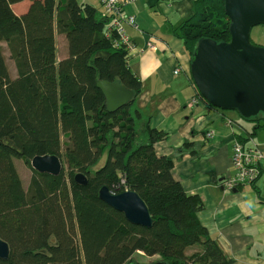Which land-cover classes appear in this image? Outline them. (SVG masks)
I'll list each match as a JSON object with an SVG mask.
<instances>
[{
    "label": "trees",
    "instance_id": "trees-1",
    "mask_svg": "<svg viewBox=\"0 0 264 264\" xmlns=\"http://www.w3.org/2000/svg\"><path fill=\"white\" fill-rule=\"evenodd\" d=\"M21 1L0 0V237L11 250L0 264H229L197 217L202 200L174 178L173 158L156 153L168 134L136 103L142 79L126 47L114 45L118 35L105 33L111 18L79 0H32L18 15L13 5ZM195 6L177 29L191 60L203 38L231 41L225 0ZM55 20L69 47L59 63ZM99 79L120 80L136 95L110 112ZM243 119L253 123L250 134L264 129L263 112ZM39 155H58L62 172L35 170L31 160ZM16 158L32 169L27 190ZM78 172L88 176L86 185L75 181ZM102 186L137 191L153 224L128 221L99 198ZM196 245L201 249L188 253Z\"/></svg>",
    "mask_w": 264,
    "mask_h": 264
},
{
    "label": "crops",
    "instance_id": "crops-1",
    "mask_svg": "<svg viewBox=\"0 0 264 264\" xmlns=\"http://www.w3.org/2000/svg\"><path fill=\"white\" fill-rule=\"evenodd\" d=\"M31 1L14 4L15 13H25ZM197 1L134 0L124 6L125 12L134 15L139 24V28L125 26L135 44L129 52V66L142 79L136 103L150 117L152 127L167 132L168 138L155 144L156 153L173 158L174 178L186 193L202 200L204 208L197 217L231 260L229 264H264V174L255 185L244 184L234 189L224 186L235 173L231 158L233 141L240 137L249 144L252 138L264 151V129L250 134L253 123L236 111H223L200 98L194 103L197 90L191 76V54L177 29L195 13ZM79 2L93 4L105 16L102 0ZM56 21L54 36L59 63L69 56V47L67 35L59 32ZM259 26L255 37L252 29L251 39L264 46V25ZM2 46L10 75L17 78L16 60L7 42H2ZM177 68L180 72L175 73ZM228 119L234 126L227 123ZM200 249L196 245L188 248V253Z\"/></svg>",
    "mask_w": 264,
    "mask_h": 264
},
{
    "label": "water",
    "instance_id": "water-1",
    "mask_svg": "<svg viewBox=\"0 0 264 264\" xmlns=\"http://www.w3.org/2000/svg\"><path fill=\"white\" fill-rule=\"evenodd\" d=\"M225 5L231 20V41L201 39L191 60V76L201 97L213 107L236 111L243 118L258 116L264 113V46L253 43L251 31L264 25V0H225ZM98 87L110 112L126 106L136 95L120 80L99 79ZM31 166L39 172L59 175L64 165L58 155H39L31 160ZM75 181L86 185L88 176L78 172ZM99 198L135 225L148 227L154 222L137 191L116 193L102 186ZM10 252L9 243L0 237V259L7 260Z\"/></svg>",
    "mask_w": 264,
    "mask_h": 264
},
{
    "label": "built area",
    "instance_id": "built-area-1",
    "mask_svg": "<svg viewBox=\"0 0 264 264\" xmlns=\"http://www.w3.org/2000/svg\"><path fill=\"white\" fill-rule=\"evenodd\" d=\"M103 7L106 10L105 16L111 18L110 25L105 29L107 35L117 34L115 46L124 45L128 52L135 47L130 36L125 32V26L130 25L139 28L138 20L132 14L125 12L124 6L134 0H102ZM153 46V43L149 44ZM180 72L177 68L175 73ZM201 96L198 94L193 98L194 103H198ZM230 126L234 123L230 119L227 120ZM232 164L235 170L233 176L225 181L224 186L227 189H234L244 184L251 185L253 181H257L264 174V151L252 138L249 144H244L240 138L232 143L231 149Z\"/></svg>",
    "mask_w": 264,
    "mask_h": 264
},
{
    "label": "rangeland",
    "instance_id": "rangeland-1",
    "mask_svg": "<svg viewBox=\"0 0 264 264\" xmlns=\"http://www.w3.org/2000/svg\"><path fill=\"white\" fill-rule=\"evenodd\" d=\"M259 25L258 26H255L253 29V33L252 35L255 37L256 35V32L259 30ZM253 39V38H252ZM255 41V40H254ZM255 43V42H254ZM65 141H67L65 138H64ZM65 148V146H64ZM15 165L16 167L18 168V171H19V174H20V177L22 178L23 180V186L24 188L27 190L28 186H29V183H30V180H31V175H32V169L31 167L22 159H18L16 158L15 159Z\"/></svg>",
    "mask_w": 264,
    "mask_h": 264
},
{
    "label": "bare ground",
    "instance_id": "bare-ground-1",
    "mask_svg": "<svg viewBox=\"0 0 264 264\" xmlns=\"http://www.w3.org/2000/svg\"><path fill=\"white\" fill-rule=\"evenodd\" d=\"M255 183H256V182H255ZM255 183H254V184H255Z\"/></svg>",
    "mask_w": 264,
    "mask_h": 264
}]
</instances>
